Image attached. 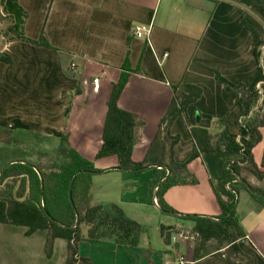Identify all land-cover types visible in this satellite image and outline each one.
I'll use <instances>...</instances> for the list:
<instances>
[{
  "label": "crops",
  "instance_id": "obj_1",
  "mask_svg": "<svg viewBox=\"0 0 264 264\" xmlns=\"http://www.w3.org/2000/svg\"><path fill=\"white\" fill-rule=\"evenodd\" d=\"M18 5L27 14L25 38L36 41L44 33L50 48L5 37L0 9V53L11 60L10 64L0 61V129L13 136H55L58 147L61 137L68 136L72 147L90 157L100 147L112 86L128 59L134 73L117 104L143 122L135 135L134 163L143 161L171 101L176 98L181 103L188 86L200 88L202 94L187 107L185 117L176 118L168 129L170 137H179L175 162H186L193 150L185 124L204 128L213 137L223 126L239 134L236 96L225 92L215 73L233 85L249 86L254 81L258 66L242 18L249 14L264 24V6L245 8L238 0H18ZM133 27H150L149 36L133 37ZM260 133L252 157L264 170V128ZM238 158L237 154L203 153L193 160L189 173L197 183L165 193L166 203L177 213L168 215L148 203L151 169L119 170L107 167L115 165L112 160L98 162L96 166L103 170L92 177L94 205L120 206L147 232L137 247L83 239L78 243L79 256L87 264H173L179 256L187 264H225L215 255L194 260V244L178 236L180 229L192 230L195 223L180 216L215 220L221 209L214 191L223 201L234 199L229 185H222L223 170ZM242 177L264 188L255 177L247 173ZM235 200L245 233L238 249L251 264H264V205L246 190L238 192ZM161 224L174 226L169 245L160 234ZM25 232L26 228L10 235V241L15 236L18 241L9 250L14 257L8 263L64 264L68 241L56 239L47 258L46 232L28 237Z\"/></svg>",
  "mask_w": 264,
  "mask_h": 264
},
{
  "label": "trees",
  "instance_id": "obj_2",
  "mask_svg": "<svg viewBox=\"0 0 264 264\" xmlns=\"http://www.w3.org/2000/svg\"><path fill=\"white\" fill-rule=\"evenodd\" d=\"M238 2L245 8L264 6V0ZM0 9L7 20L3 31L5 37L10 35L23 43L50 48L44 33L36 41L25 38L23 22L27 14L18 5V0H0ZM242 24L252 37V53L258 66L254 81L249 86L233 85L219 73H215V79L225 92L236 96L234 106L239 110L238 135L231 134L222 125L221 132L213 137L204 128H188L185 124L186 133L193 141V150L186 162H175L174 146L179 137H170L168 129L176 118L185 117L187 107L202 94L200 88L188 86L185 99L181 103L176 98L171 101L170 110L160 120L157 133L143 161L134 163L131 155L136 144L135 135L143 122L130 112L120 109L117 104L131 73H134L126 59L121 68L120 79L113 84L107 102L108 110L100 147L90 157L83 156L70 145L69 137L63 135L57 151L58 161L47 165L20 161L10 155L13 134L0 129V133L6 137L3 140L5 147L0 149L2 168L15 162L0 176V224L25 227L27 237L36 231L46 232L44 253L47 258L52 256L53 242L64 239L68 241L64 264H87L78 254V243L83 239L137 247L147 232L146 228L131 220L120 206L111 203L94 205L92 177L103 170L96 166L98 162L112 160L115 165L111 168L119 170L139 172L145 166L151 169L153 176L149 184L148 203L154 205L153 199L156 198L161 214L168 215L177 213L166 203L165 193L177 186L185 187L197 183L196 178L189 173V164L193 160L203 153L237 154L239 158L224 167L222 182V185H229L234 199L231 202L223 201L214 191L221 209L215 220L198 216H180V219L195 223L192 228L196 235L194 260L215 255L225 264H251L250 259L241 254L237 245L245 237V233L235 212V196L241 190H246L253 199L264 205V188L252 186L242 177V174L247 173L260 183L264 182V170L258 168L252 157L253 148L262 138L260 129L264 128V24L249 14L243 16ZM0 61L11 63L5 53H0ZM176 90L177 87L174 86L173 91ZM262 168L264 169V156ZM77 172L80 174L71 188L72 207L68 188ZM77 219L78 225L74 226ZM159 231L169 245L171 232L175 231L174 226L161 224Z\"/></svg>",
  "mask_w": 264,
  "mask_h": 264
},
{
  "label": "rangeland",
  "instance_id": "obj_3",
  "mask_svg": "<svg viewBox=\"0 0 264 264\" xmlns=\"http://www.w3.org/2000/svg\"><path fill=\"white\" fill-rule=\"evenodd\" d=\"M7 20L3 17L1 21V25L6 28ZM3 133H0V149L5 147L3 140L6 137H3ZM11 141L13 142L11 145V157L14 159H20V161H28L31 163L38 164H51L55 161L59 160L57 155L58 151V143L55 136L52 137H39L37 135H16L11 137ZM264 155V152H263ZM112 165H108L110 167ZM0 168H2V162L0 161ZM1 170V169H0ZM94 177V176H93ZM25 228H20L19 226L12 225H0V264H10L8 261L13 259L14 256H11L9 252L10 248H13L17 245V237H13L11 239H15L10 241V235L20 234L23 232ZM183 231V236L187 237V241L195 244L196 235L193 233V230L190 228L180 229ZM153 239L156 240V236H153ZM15 242V243H14ZM10 254V256H9ZM35 264H39L35 262Z\"/></svg>",
  "mask_w": 264,
  "mask_h": 264
},
{
  "label": "built area",
  "instance_id": "obj_4",
  "mask_svg": "<svg viewBox=\"0 0 264 264\" xmlns=\"http://www.w3.org/2000/svg\"><path fill=\"white\" fill-rule=\"evenodd\" d=\"M131 33H132L133 37H135L137 39H142V38H145V37L149 36L150 27H148V28H145V27H135L134 28L133 27ZM262 53L264 55V47L262 48ZM166 56H167V54H164L163 55V57H166ZM153 202H154V204L156 206H158V203H157L156 198L153 199ZM178 237L179 238H183L184 240H187V237L186 236H183V231H181V233L179 234ZM187 263L188 262L182 256H179V257H177L176 261L173 264H187Z\"/></svg>",
  "mask_w": 264,
  "mask_h": 264
},
{
  "label": "water",
  "instance_id": "obj_5",
  "mask_svg": "<svg viewBox=\"0 0 264 264\" xmlns=\"http://www.w3.org/2000/svg\"><path fill=\"white\" fill-rule=\"evenodd\" d=\"M14 163H15V162L13 161V162H10V163L6 164V166H5L4 168L1 169V171H0V176L3 175V173H4V171H5L6 168H8L9 166H11V165L14 164ZM78 174H80V172H77L76 174L74 173V175H73V177H72V180H71V182H70V186H69V188H68V195H69V199H70V201H71V203H72V207H73L74 205H73L72 198H71V188H72L73 183H74V180L76 179V177H77ZM75 225H78V219H77L76 224H74V226H75Z\"/></svg>",
  "mask_w": 264,
  "mask_h": 264
}]
</instances>
